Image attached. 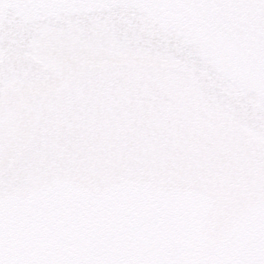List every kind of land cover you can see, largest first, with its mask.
I'll list each match as a JSON object with an SVG mask.
<instances>
[{"label":"water","instance_id":"95a60500","mask_svg":"<svg viewBox=\"0 0 264 264\" xmlns=\"http://www.w3.org/2000/svg\"><path fill=\"white\" fill-rule=\"evenodd\" d=\"M9 15L23 17L28 35L11 42L13 56L0 51V160L14 169L18 161L38 158L45 171L41 175L29 163V176L13 175L5 199L30 205L37 181L41 201L50 192L54 199L60 185H72L84 196L103 197L107 208L132 209L120 217L131 227L137 224L135 206L143 209L156 197L169 209L181 200L191 204L195 196L206 200L217 181H225L219 166L231 172L238 161L227 190L242 198L232 200L225 192L234 214L214 211L205 238L217 241L222 254L240 217L246 218L241 230L255 233L264 222V138L237 114L259 113L264 93L238 88L223 57L209 53L207 39L193 34L197 23L211 27L210 18L197 17L181 3L144 0H85L80 7L27 11L3 0L0 16ZM132 22L143 34L135 47L115 27ZM82 167L90 168L88 176L75 174ZM68 195L54 202L63 209ZM5 223L10 237L5 252L11 256L17 238L31 228L16 216ZM59 225L76 238L77 226L66 217ZM105 231H112L107 221ZM28 242L41 244L39 238ZM84 243L94 257L104 248L124 251L107 237ZM54 247L50 240L43 255ZM194 251L186 245L176 254L189 258Z\"/></svg>","mask_w":264,"mask_h":264},{"label":"snow or ice","instance_id":"6c2138e0","mask_svg":"<svg viewBox=\"0 0 264 264\" xmlns=\"http://www.w3.org/2000/svg\"><path fill=\"white\" fill-rule=\"evenodd\" d=\"M85 0H11V3L21 10L34 8L80 7ZM132 3V0H123ZM148 4L185 5L190 13L203 19H211V27L207 23H197L194 35L204 36L209 47L207 51L223 57L227 72L235 74V83L249 95L256 92L264 93V0H144ZM3 0H0V4ZM191 18V17H190ZM23 17L0 16V51L7 49V54L13 56L16 52L13 41H19L28 35L24 28ZM122 38L130 47L137 46L143 37L134 22L115 24ZM11 44V46H9ZM213 80H219L213 75ZM261 111L255 116L237 114L238 119L247 118L249 127L264 138V99L261 101ZM264 159V157H261ZM39 165L38 158L18 161L15 168L9 166L7 160H0V264H264V222L255 230L252 236L242 231L246 218L240 217L237 226L227 233L222 254L217 247V241L207 240V220L216 210H222L225 217L234 214L225 192L232 200H241L236 190H227L228 178L236 174L233 161L231 172L226 171L221 164L217 171L225 176L223 183L217 181V190L206 193L207 199L195 196L190 204L181 200L178 206L167 208L162 198L149 200L143 209L135 206L137 224L124 225L120 219L130 210L125 208L105 207L103 197H88L79 193L72 185H60L54 190L55 200L62 199L68 193L66 205L61 209L53 199V193L45 201L40 200L42 188L37 181L33 187V199L30 205L22 200L5 199L6 186L11 183L13 175L29 176V163ZM75 172V170H73ZM76 175L85 177L90 174L89 167H82ZM242 180L245 177L242 176ZM264 205V197L261 198ZM193 205L198 211H193ZM33 209L38 214L33 213ZM16 216L31 228V232L22 233L15 242L14 254L9 256L5 246L10 241L9 226L5 219ZM66 217L77 226L76 238L72 233H64L59 221ZM51 218V219H50ZM51 220L57 221L52 223ZM105 221L112 231H105ZM223 224V220H222ZM146 240L140 239V236ZM115 239L124 250L116 254L104 248L97 256L91 254V249L85 240L98 243L101 238ZM39 238L41 244L29 243ZM50 240L55 241V247L49 254L43 255V246ZM240 247L233 248L234 243ZM191 245L195 249L189 258L176 254V249ZM69 246L77 250L69 251ZM158 250V253H157ZM60 252V257L55 252ZM157 253V254H154Z\"/></svg>","mask_w":264,"mask_h":264}]
</instances>
